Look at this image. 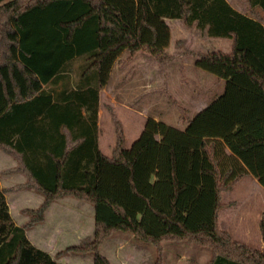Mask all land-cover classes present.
I'll return each mask as SVG.
<instances>
[{"label": "trees", "instance_id": "trees-1", "mask_svg": "<svg viewBox=\"0 0 264 264\" xmlns=\"http://www.w3.org/2000/svg\"><path fill=\"white\" fill-rule=\"evenodd\" d=\"M146 1L159 31L154 43L103 0H0V148L26 175L15 188L43 195L18 225L0 187V264H65L26 236L62 196L93 205L92 240L66 249L90 253L92 264H111L99 247L116 231L151 243L154 264L162 262L163 241L208 246L205 264H264V251L218 224L223 191L247 174L264 188V25L226 0ZM246 2L264 10V0ZM162 18L231 40L229 52L194 55V65L224 80V89L183 129L147 117L128 148L112 115L115 140L106 156L97 146L102 63L121 46L129 57L144 51L167 60L171 35ZM259 229L264 244L263 221Z\"/></svg>", "mask_w": 264, "mask_h": 264}, {"label": "rangeland", "instance_id": "rangeland-1", "mask_svg": "<svg viewBox=\"0 0 264 264\" xmlns=\"http://www.w3.org/2000/svg\"><path fill=\"white\" fill-rule=\"evenodd\" d=\"M107 1L112 3L111 6L119 8L124 19L141 40L153 41V43L158 40L159 31L148 12L146 0ZM245 2L246 0H241L242 4ZM246 6L242 5L241 9L250 14L251 11H248L247 4ZM252 14H256V12H252ZM169 27L171 38L167 48L169 54L167 60L159 61L144 51H139L129 57V52L125 46H121L108 54L102 63L103 87L101 91L100 124L104 138L109 137L110 134L114 135L112 115L120 122L128 146L135 138V131L142 127L147 117L183 129L187 119L196 114L197 105L206 102L210 98L211 94L204 93V91L211 92L214 89L215 83L213 81H216L217 77L196 67L193 63L194 54L198 50L228 52L231 49V40L219 37H213L211 40L194 38L192 34L183 30L184 25L183 28L180 25L177 26V23L174 24L173 20H170ZM185 29L187 28L185 27ZM73 66L76 68L77 62L73 63ZM74 68L70 72L72 76L75 75ZM113 137L115 140V136ZM102 148L106 151L104 143ZM5 171L8 170L3 169V174ZM1 178L2 184L5 185V195L14 222L25 223L29 218L27 220L22 219L23 221H21V218L22 216H25V218L27 215L29 216L24 212L27 208L18 207L27 202L14 197L18 190L25 189V187L15 188L18 185H23V183L12 185L13 183H8L4 175ZM31 190L38 192L34 188H31ZM221 202L222 208L239 207L236 213L234 210H224L225 213L222 215V219L224 217L223 221H227L229 229L233 231L235 239L231 236L232 239L235 241L239 239L241 242H237L241 244L246 243L245 245L251 248L264 251L258 224V217L259 223L260 221L264 222V188L255 182L251 175H245L235 183L230 191L227 190L221 193ZM117 235L133 239L132 241L135 243H144L129 232L117 231ZM175 242H177L176 245L179 246L181 243L185 247V253H181L182 256L184 255L181 264H195L196 262L205 264L211 258V250L208 246L187 241ZM131 245L130 242L124 249H128ZM147 245L153 247L150 243ZM67 248L62 251L63 256L57 259L58 262L80 264L76 260H72L76 253L67 251ZM173 255L174 253L169 254L165 264H172ZM131 256L134 258L133 253H131ZM129 264L140 263L131 260Z\"/></svg>", "mask_w": 264, "mask_h": 264}, {"label": "crops", "instance_id": "crops-1", "mask_svg": "<svg viewBox=\"0 0 264 264\" xmlns=\"http://www.w3.org/2000/svg\"><path fill=\"white\" fill-rule=\"evenodd\" d=\"M226 1L237 12H240L242 14H247L245 13L247 11H245L244 9H241L242 5L244 7L246 6L247 4L246 2L242 4L241 0H226ZM104 2L108 4L109 6H111L112 4L107 0ZM111 7L119 10V8L116 6H111ZM146 7L148 9L149 14L152 16V13H151V10L148 4L146 5ZM248 11L256 12V14L258 15L257 19H259L261 23L264 25V10L260 6L255 5L253 7H250L248 5ZM162 19L167 23L168 26H169L170 20H173L174 24L177 23V26L180 25L183 28V23L179 19H168V18H162ZM183 30H185L186 33L189 32L190 34L193 35L194 38H197V39H207V40L213 39V37L211 38L207 36L204 33V31H201L193 26L187 29H185L184 27ZM219 38H222V37H219ZM215 51H219V50H215ZM197 52H205V51L198 50ZM193 61H194V57H193ZM74 77L76 78V76H72L69 73V80H72ZM18 79L22 81L21 78H18ZM102 79H103V76L101 73V83H100V88H99V102H98V110H97V115H98L97 146H98V149L104 155L110 156L111 148L114 143V137H113L114 135L110 134L109 137L106 136L104 138L102 136V130H101V124H100V115H101V107H102L101 91L103 87ZM213 83H215V87L211 92L204 91V93L211 94L210 98H208L206 102H202L201 104H198L197 102L198 105H197L196 113L204 109L211 101L217 99V97L222 93L224 89V83H225L224 80L217 78V80L213 81ZM22 84L24 88V83ZM38 85H39V89L44 87V85L40 81ZM8 96H11V95L9 94ZM142 127H143V124H142ZM142 127L139 130L135 131L134 133L135 138L130 142V145L137 138V136L142 130ZM102 142L104 143V146L106 147V151L102 148V144H103ZM125 146L127 148L129 147L128 144L126 143V136H125ZM225 151L227 154H229L228 149H226ZM17 164H18L17 160L12 155L4 152L0 148V187L1 188H5V185L2 184V178H1L2 175L6 177L5 179L8 180V183H13L12 185H14V183L16 184L21 183V182L24 183L27 180L26 175L24 173L14 170ZM5 168L8 171H5V173L3 174L2 170ZM253 179L255 180V182H257L254 177ZM14 197L23 199L24 201L28 203V204L24 203L22 206H19L18 208L25 207L27 209H33L39 206L43 202V195L41 193L31 190V188H27V189L25 188V189L18 190L15 193ZM5 198H6V195H5ZM6 201H7V198H6ZM7 204L9 207L10 205L8 202ZM28 205H33V206H28ZM224 210H232V211L234 210L236 213L239 210V207L238 206L234 208L233 207H228V208L223 207L219 211V215H218L219 227L222 230L230 233L231 236L234 238L233 231L229 229L228 222L223 221L224 217L222 219V215L225 213L223 212ZM23 215H27V214H23ZM27 218H29L28 215L26 218L25 216H22L21 221L27 220ZM15 223L18 225H21V222L17 223L15 221ZM258 224H259V217H258ZM93 229H94L93 205L90 204L89 202L77 199L72 196H62L60 198L53 200L49 204V206L44 212V217L42 221L35 223L26 229V236L32 245H34L35 247L41 250L46 251L47 253L51 255V257L54 260L59 261L57 259H60L63 256L62 251L65 248L73 247V246H81L87 242H90L93 238ZM115 235L116 237H114ZM132 240L133 239H129L128 237L117 235V231H116L112 233L110 236H108L107 238H105V240L101 243L99 247V251L103 256H105L109 260L111 264H129V261L131 262V260H134V262H138L140 264H146V263L154 264L156 260V256H157L156 248L151 243L150 244L153 247H151L150 245H147L149 242L146 243V241H143L144 243L142 242L135 243ZM236 240L241 242V240L239 239H236ZM130 242L132 243V245L129 246L128 249H124L126 245L130 244ZM176 244L177 242L175 241L161 242V248H162L161 254H162L163 264H165V262L167 261V258L170 253H174L172 264H181V261L183 260L182 257L184 256V255L182 256L181 253H185V250H184L185 247L181 243L179 244V246ZM131 253L134 254V258L131 256ZM72 260L74 261L76 260L77 263H80V264H87V263L92 264V255L90 253H76V255H74V258Z\"/></svg>", "mask_w": 264, "mask_h": 264}]
</instances>
